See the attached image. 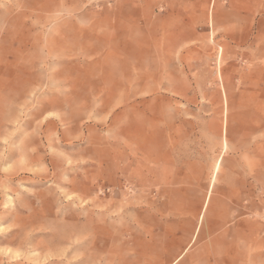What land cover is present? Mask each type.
I'll return each mask as SVG.
<instances>
[{
    "label": "rangeland",
    "instance_id": "obj_1",
    "mask_svg": "<svg viewBox=\"0 0 264 264\" xmlns=\"http://www.w3.org/2000/svg\"><path fill=\"white\" fill-rule=\"evenodd\" d=\"M0 264H264V0H0Z\"/></svg>",
    "mask_w": 264,
    "mask_h": 264
}]
</instances>
